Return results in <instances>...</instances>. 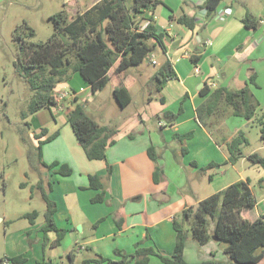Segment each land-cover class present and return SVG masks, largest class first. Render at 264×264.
<instances>
[{"label": "crops", "instance_id": "crops-1", "mask_svg": "<svg viewBox=\"0 0 264 264\" xmlns=\"http://www.w3.org/2000/svg\"><path fill=\"white\" fill-rule=\"evenodd\" d=\"M98 1L85 0V4ZM162 1L165 4L158 5L153 13L157 31L165 33L166 49L157 43L136 69L137 75L142 77L145 70L142 65L148 62L153 66L146 82L152 81L157 94L148 97L147 101L153 100L150 103L153 106L150 116H156L157 123H146L141 114H135L128 125L99 121L90 110L91 102L98 96V91L93 92L91 85L80 73H74L69 80L59 83L56 88L77 92L78 96L73 105H84L98 123L121 128L120 133L116 143L107 149L106 160L90 159L68 122L67 108L59 110L52 106L32 115L38 130L35 136L40 135L42 130L46 134L41 139L57 133L54 139L42 147L44 161L67 163L73 169L69 175L44 171L45 176L50 174L49 181L53 182L50 197L57 205L54 216L56 224L67 232L59 245L52 246L57 233L54 230L45 233L42 230L45 218L41 223L36 220L32 223L25 217L28 213L26 212L19 218L28 222H22L18 228L13 226L15 220L6 221L11 222L10 228H14L6 234L9 251L5 255L23 254L27 257L24 264H36L43 259L51 264H60L61 258L66 256L68 260L72 252L75 253L74 262L79 263L83 259L97 257L98 254L117 259L114 253L116 249L131 253L136 245L141 244L155 246L161 253L170 256L176 243L173 219L183 209L196 205L201 199L241 179L250 180L257 200L256 206L246 210L245 214L253 219L264 214V207H261L264 193L257 194L254 190V184L264 189V184L260 183V179L264 177V168L252 163L251 166H243L245 161H249L247 157L231 163L224 146L225 139L231 140L235 134L248 127L251 120L242 115H234L226 107L227 115L213 125L218 131H225L218 144L209 128L198 117L199 105L209 97L205 92L202 93L207 86L212 89L225 86L236 90L249 83L252 93L260 102L258 109L264 106V5L261 9L262 15L259 19L256 18V28L248 29L242 20L247 13L251 14L250 10L236 15L233 4L226 0L220 3L212 15L202 12V0ZM182 5L185 13L196 18L197 26L194 30L170 18L172 14H182ZM72 8L71 12H76L79 6ZM193 56H198L199 61L193 62ZM165 58L172 62L177 77L159 91L154 81V73L156 66ZM153 59L157 61V65L152 63ZM195 64L200 66V73L194 71ZM252 75L255 79L250 82ZM212 81L217 83L216 87H212ZM133 100L132 95V102ZM71 101L72 98H69L67 103L72 104ZM180 109L181 114L176 121L167 125L162 118L164 112H178ZM61 117L63 126L59 127L58 119ZM134 123L137 128L129 129V125ZM188 132H192V136L183 142L174 137L176 133ZM129 134H133V137ZM36 140L38 142V138ZM151 146L160 152L156 162L148 153ZM48 147H54V151ZM185 148L187 151H184ZM258 148L264 149V143ZM256 150L246 155L257 152ZM211 162V169L215 170L209 175L210 186L201 189L197 186V180L203 181L208 175L210 168L206 166ZM108 164L112 165L109 178ZM156 167L163 171L162 177L157 181L154 178ZM90 175L103 178L106 191L105 200L102 202L92 201L101 189L90 187ZM209 187L212 191L204 193ZM97 222V227H94ZM212 251L215 252V258L227 259L226 253L220 249L216 240L200 245L190 237L185 257L191 263H200L211 259ZM149 264L167 263L153 255Z\"/></svg>", "mask_w": 264, "mask_h": 264}, {"label": "trees", "instance_id": "trees-1", "mask_svg": "<svg viewBox=\"0 0 264 264\" xmlns=\"http://www.w3.org/2000/svg\"><path fill=\"white\" fill-rule=\"evenodd\" d=\"M222 1L205 0L200 7L206 9L207 15H212ZM68 3H65L67 7L70 5V2ZM75 3L79 6L76 12H71L66 8L51 16L55 30L46 41H29L36 35L35 29L29 24H25L26 33L16 34L18 46L15 66L18 74L32 92L28 108L22 112L24 120L44 108L54 106L53 94L57 85L69 80L74 73H80L91 85L93 92L102 90L111 83L116 100L120 106L125 107L132 102L131 88L136 83V78L130 72V68L141 65L157 43L164 50L166 49L165 33L157 31L153 13L158 5L165 4L162 0H101L94 4H85V0H75ZM80 6H85V8L81 9ZM180 11L182 14L179 16L172 14L170 18L194 30L197 26L196 18L185 13L183 5ZM146 21L149 23L144 26ZM242 21L248 29L256 28L258 22L256 17L250 13H247ZM192 59L193 62L199 61L198 56H193ZM176 77V70L169 59H163L156 66L154 80L159 91H162L167 83ZM254 79L255 76L252 75L250 82ZM203 92L209 97L206 102L199 105L198 117L210 131L214 130L213 125L218 120L214 121L213 116H226L227 107L234 115H242L248 120L256 121L259 125L260 139L264 142V108L258 109L260 102L252 93L249 83L236 90L225 86H218L215 89L207 86L205 90H202ZM76 98L72 99V104L67 101L65 103L68 122L88 158L106 160V151L116 143L120 130L98 123L87 112L84 105L80 103L73 105ZM161 100L165 101L163 98ZM180 114L181 109L178 112L166 111L162 118L165 119L167 125H170ZM44 134L46 133L42 130L40 135H36L38 145L30 146L28 149L31 168L40 171L43 166L44 170L61 175L71 174L73 169L67 163L56 161L47 163L43 160V145L54 139L57 133L41 139ZM174 135L176 139L183 142L192 136V132ZM129 136L133 137V134ZM224 141L231 163H237L247 157L252 164H258L264 168V155L257 152L246 155L244 152V145L249 142V139L244 135L243 130L231 140L225 139ZM184 151L187 149L185 148ZM148 153L155 162L160 157V152L154 146L149 147ZM107 167L109 178L112 165L108 164ZM212 167V162L206 166V168ZM162 175V169L156 167L155 180H159ZM89 180L90 187L101 189L92 201H104L106 188L103 178L90 175ZM46 183L48 189H46ZM250 183L249 179L238 180L201 199L196 205L183 209L173 219L176 243L174 252L170 256L161 253L155 246L138 244L131 253L116 249L114 253L117 259L98 254L97 257L86 258L75 263V253L71 252L66 264H91L93 262L125 264L130 261H134L135 264H149L153 255L159 256L167 264H264V214L255 219L245 214V211L254 208L257 202ZM260 183L264 184V177L260 179ZM37 187L41 189L47 205L42 230L45 233L54 230L57 237L51 245H59L67 230L58 227L55 221L57 205L50 197L53 182L47 181L42 176ZM38 215L39 212L34 210L26 213L25 217L34 223ZM103 219L104 217L99 221ZM98 223L93 226L97 227ZM190 237L200 245H206L215 238L219 242H224L223 250L227 259L215 258V252L212 251L213 257L209 260L200 263L189 262L185 257V249ZM5 257H10L14 264H24L27 261V257L19 254L5 255L1 262ZM36 264L51 263L43 259L38 260Z\"/></svg>", "mask_w": 264, "mask_h": 264}, {"label": "rangeland", "instance_id": "rangeland-1", "mask_svg": "<svg viewBox=\"0 0 264 264\" xmlns=\"http://www.w3.org/2000/svg\"><path fill=\"white\" fill-rule=\"evenodd\" d=\"M68 2L70 5L67 7L65 3ZM226 2L233 4L234 14H245L247 10H250L251 14L258 19L262 15L264 0H226ZM75 5V0H0V261L9 251L6 234L10 232V229L20 227L22 222H28L26 219L19 218L21 215L36 209L40 213L36 221L38 223L44 221L47 205L37 184L42 176L47 181L51 177L50 174H48L49 177L44 175V171L48 170H44L43 166L40 169L41 172L32 169L28 160L29 147H34L38 143L35 136L38 130L32 115L26 120L22 118V112L27 110L32 92L15 66L18 46L16 34L26 33L25 24H29L36 32L29 41L44 42L55 30L51 16L66 8L72 11V6ZM83 8L85 6L81 7ZM142 66L145 68L142 77L136 73L138 66L130 68L132 75L138 78L131 90L133 102L125 107L120 106L114 96L112 84L109 83L104 89L98 91V96L91 102L90 110L93 111L94 117L108 124L121 122L128 125L135 114H141L146 123H157L156 116H150L153 110L150 103L153 100L147 101L148 97L157 94L151 84L152 81L146 82L153 66L148 62ZM213 118L219 120L222 116L214 115ZM58 121L59 127L63 126V118H59ZM52 126H54L53 123ZM136 128L135 123L129 125V129ZM213 129L215 130L210 133L219 144L225 131L224 133L222 130L218 131L215 126ZM243 132L249 139V142L244 145V152L249 153L257 149V153L264 155V149L258 148L264 142L260 139L257 122L251 120L250 125L244 128ZM48 148L54 151V147ZM243 166H251V162L245 161ZM214 170L210 168L203 181L196 179L199 188L210 186L209 175L213 174ZM45 185L48 189L47 183ZM254 190L257 194L264 193V189H260L256 184H254ZM204 191L209 193L212 189L209 187V190ZM261 207H264V203ZM7 220H15L14 227L10 228L11 222L6 223ZM216 241L223 250L224 242ZM66 261L67 258L64 256L60 264H66Z\"/></svg>", "mask_w": 264, "mask_h": 264}, {"label": "built area", "instance_id": "built-area-1", "mask_svg": "<svg viewBox=\"0 0 264 264\" xmlns=\"http://www.w3.org/2000/svg\"><path fill=\"white\" fill-rule=\"evenodd\" d=\"M205 0H202V2L204 3ZM201 3V4H203ZM202 12L206 13V9H202ZM149 23V21H146L144 23V26H146L147 24ZM152 63L153 64H156L157 61L155 59L152 60ZM194 71L196 73H200V66L198 64H195L194 65ZM212 87H216L217 86V83L215 81H212L210 82ZM54 101H55V104H54V107H56L57 109L59 110H65L66 109V101L69 99V98H75L77 97V92L72 90V89H58L56 88L55 91H54ZM0 264H14L10 257H5L4 260L0 263Z\"/></svg>", "mask_w": 264, "mask_h": 264}, {"label": "water", "instance_id": "water-1", "mask_svg": "<svg viewBox=\"0 0 264 264\" xmlns=\"http://www.w3.org/2000/svg\"><path fill=\"white\" fill-rule=\"evenodd\" d=\"M215 240H217V238H215Z\"/></svg>", "mask_w": 264, "mask_h": 264}]
</instances>
